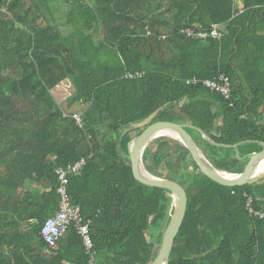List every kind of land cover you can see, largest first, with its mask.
Listing matches in <instances>:
<instances>
[{
    "label": "trees",
    "instance_id": "obj_1",
    "mask_svg": "<svg viewBox=\"0 0 264 264\" xmlns=\"http://www.w3.org/2000/svg\"><path fill=\"white\" fill-rule=\"evenodd\" d=\"M55 5L61 25L52 23ZM215 24L220 38L185 33ZM222 75L231 101L186 83ZM65 80L75 90L69 107H85L83 127L53 94ZM158 121L191 123L219 144L244 142L218 147L188 129L216 169L243 172L264 143V0H0V264L89 263L74 226L56 250L41 237L59 209L57 170L81 158L68 192L90 222L96 264H152L174 202L135 179L128 145ZM144 164L188 194L170 264H264V220L245 207L250 195L264 211V178L220 185L171 137L152 142Z\"/></svg>",
    "mask_w": 264,
    "mask_h": 264
},
{
    "label": "water",
    "instance_id": "obj_2",
    "mask_svg": "<svg viewBox=\"0 0 264 264\" xmlns=\"http://www.w3.org/2000/svg\"><path fill=\"white\" fill-rule=\"evenodd\" d=\"M163 109L160 108L153 113L146 122L154 119ZM262 124L264 125V122ZM189 128L198 131L207 142L218 147L238 149L244 143L241 142L235 145L219 144L201 128L191 123H174L170 121H158L149 124L129 142V156L135 179L145 186L170 191L174 202L172 218L164 231L161 247L152 264H170L175 241L180 233L188 209V194L181 183L170 178L155 176L147 170L144 164V154L152 142L162 137H171L180 141L189 150L200 170L207 177L225 187L232 188L253 184L264 178V171L260 173L257 171L259 166L264 164V143H262L263 149L261 151L249 155L242 173H227L216 169L189 133ZM163 133L166 134L162 135Z\"/></svg>",
    "mask_w": 264,
    "mask_h": 264
},
{
    "label": "built area",
    "instance_id": "obj_3",
    "mask_svg": "<svg viewBox=\"0 0 264 264\" xmlns=\"http://www.w3.org/2000/svg\"><path fill=\"white\" fill-rule=\"evenodd\" d=\"M185 33L189 37L198 39H204L207 36L213 38H220L222 36L220 26L216 24L212 26L209 32H197L192 28H188L185 30ZM129 76L133 77V75ZM186 83L188 85H202L212 91L220 93L224 99L228 101L232 100L231 82L226 75L220 76L217 80L192 78L188 79ZM232 105L233 104H231V106ZM73 117L76 119L80 127L84 126V120L81 114L75 113ZM85 165L86 159L81 158L79 161L57 170L60 181L58 193L61 197L59 209L53 216L49 217L42 226L41 237L47 244L48 249L56 250L61 239L67 234L70 227L74 226L77 232L81 235L86 253L90 257L88 264H96L97 250L91 236L90 222H84L80 206L71 202V197L68 192L70 176L79 174ZM245 207L250 216L264 220V211L256 208L253 196L246 195Z\"/></svg>",
    "mask_w": 264,
    "mask_h": 264
},
{
    "label": "rangeland",
    "instance_id": "obj_4",
    "mask_svg": "<svg viewBox=\"0 0 264 264\" xmlns=\"http://www.w3.org/2000/svg\"><path fill=\"white\" fill-rule=\"evenodd\" d=\"M54 20H53V24L55 25H61L64 23V20H62V16L60 11H58V8L54 7ZM52 20V19H50ZM74 87L73 84L70 80H65L64 82H62L57 88H55L53 90V94L56 97L57 101L60 103V105L66 110L67 114L70 113H79L82 114L83 111L85 110V107L79 103L74 104V106H72V108L69 107V103L71 101V99L74 97ZM116 101V83H112L111 84V95H110V99L109 102L111 104V106H113V104H115ZM21 103V107L26 108L28 106L27 102H23V100L20 101ZM161 138L156 139L155 141H160ZM164 178H167L168 175L167 174H163ZM170 178V177H168ZM38 185H34L33 186V190H36L38 187ZM98 259V256H97Z\"/></svg>",
    "mask_w": 264,
    "mask_h": 264
},
{
    "label": "bare ground",
    "instance_id": "obj_5",
    "mask_svg": "<svg viewBox=\"0 0 264 264\" xmlns=\"http://www.w3.org/2000/svg\"><path fill=\"white\" fill-rule=\"evenodd\" d=\"M166 133H163L162 135H164ZM257 171L260 173V172H263L264 171V164L260 165L259 168L257 169Z\"/></svg>",
    "mask_w": 264,
    "mask_h": 264
},
{
    "label": "crops",
    "instance_id": "obj_6",
    "mask_svg": "<svg viewBox=\"0 0 264 264\" xmlns=\"http://www.w3.org/2000/svg\"><path fill=\"white\" fill-rule=\"evenodd\" d=\"M238 6L242 7L243 6L242 2H238Z\"/></svg>",
    "mask_w": 264,
    "mask_h": 264
}]
</instances>
